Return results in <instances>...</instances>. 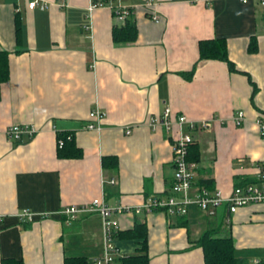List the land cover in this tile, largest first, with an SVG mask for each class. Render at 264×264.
Returning a JSON list of instances; mask_svg holds the SVG:
<instances>
[{"label":"crops","instance_id":"obj_1","mask_svg":"<svg viewBox=\"0 0 264 264\" xmlns=\"http://www.w3.org/2000/svg\"><path fill=\"white\" fill-rule=\"evenodd\" d=\"M0 0V51H8L10 79L0 99V264L90 263L102 252L99 214L67 222L61 211L104 198L111 207L140 205L165 196L175 168L170 134L151 121L170 108L172 117L210 121L194 130L201 153L195 181L213 180L229 195L247 179H258L264 163V7L257 0H124L133 7L138 36L113 41L114 13L88 12L90 0ZM160 20L153 21L150 14ZM21 20L17 37L16 21ZM257 40V52L248 48ZM224 38L226 62L201 61L199 44ZM193 74L190 78L186 74ZM105 114L101 130L87 129L90 112ZM245 112L236 125L238 112ZM35 127L34 137L12 142L11 125ZM71 132L80 158H59L58 135ZM116 157L115 165L104 159ZM199 184V183H198ZM46 213L24 219L21 213ZM181 217L164 211L124 212L114 217L123 231L136 222L148 226L150 264H204L196 245L207 230L233 237L237 256L250 264L264 254V204L230 213L227 206L208 217L196 207ZM183 223V224H181ZM121 255L138 244L117 239Z\"/></svg>","mask_w":264,"mask_h":264},{"label":"built area","instance_id":"obj_2","mask_svg":"<svg viewBox=\"0 0 264 264\" xmlns=\"http://www.w3.org/2000/svg\"><path fill=\"white\" fill-rule=\"evenodd\" d=\"M40 0H28L29 9L40 6L45 9L47 4L40 3ZM60 5L65 7L70 0H60ZM203 1V0H196ZM248 0H243L246 3ZM258 4L264 7V0H257ZM146 5H152V0H146ZM107 8L114 13L117 23H125L135 12L133 7L124 4V0H90L88 12L97 9ZM150 18L158 22L160 18L152 14ZM90 123L87 129L101 130L105 114L99 109H93L90 113ZM170 108H165L161 117H154L151 125L154 127L163 126L170 134L172 142L173 167L175 168L173 184L165 196L147 197L143 203L134 208L126 206L113 207L109 206L104 198L93 199L90 203L81 206L72 205L61 211V215L67 217L66 221H72L79 216L87 213H96L101 216L103 228V248L91 264H119L121 250L118 245L116 234L121 230L119 221L114 217L118 213L146 211H164L175 216H185L190 212L191 207H196L204 212L208 217L215 216L218 208L227 206L229 212L236 213L240 207L253 205L255 203L264 204V163L259 166L257 183L239 185L235 187L229 195H223L219 189H208L199 185L195 181L196 164L189 160V150L195 143L192 133L194 130L208 128L210 121L190 122L185 115H179L173 118ZM246 119L245 112H238L234 118L236 125H241ZM262 136H264V120H258ZM6 136L12 142H22L24 137L32 138L37 133L34 126L29 124L11 125L6 129ZM61 146L62 141L59 143ZM47 217L46 213H33L26 210L21 213L25 220H33L35 217ZM253 264H264V254L257 258Z\"/></svg>","mask_w":264,"mask_h":264},{"label":"trees","instance_id":"obj_3","mask_svg":"<svg viewBox=\"0 0 264 264\" xmlns=\"http://www.w3.org/2000/svg\"><path fill=\"white\" fill-rule=\"evenodd\" d=\"M119 23V22H118ZM17 37L21 34V20L16 21ZM138 36V27L136 26V20L134 15L129 18L125 23L115 25L113 29V41L116 44H128L133 43ZM258 45L255 37L251 39L249 50L251 52H257ZM199 52L201 61L217 60L226 62L232 71H235L236 67L231 62L229 57V51L227 47V41L224 38L219 39H206L199 44ZM8 51H0V88L1 85L6 83L10 79V61ZM193 74H186L187 78H190ZM1 99V89H0ZM58 139L62 141V146L59 144L57 155L59 158H80L82 150L75 143L74 134L71 132L60 133ZM59 143V141H58ZM189 160L199 161L201 153L197 144H193L189 150ZM116 157H109L104 159V166L115 165ZM199 185H202L208 189H213L214 181L199 179ZM259 180L247 179L239 182L240 185L254 184ZM183 224V223H181ZM117 239H130L138 244L137 252L134 254L122 255L119 260V264H150L149 255V241H148V226L144 222H136L134 228L123 231L122 229L116 234ZM196 245L202 248L204 253V264H250L245 257H239L235 251L234 239L228 236L227 238L220 237L217 230H207L196 242ZM2 264H26L21 259H1ZM65 264H91L86 258L71 257L67 258Z\"/></svg>","mask_w":264,"mask_h":264}]
</instances>
